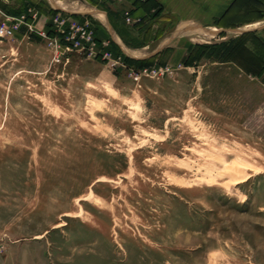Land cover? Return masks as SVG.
<instances>
[{"label":"rangeland","instance_id":"rangeland-1","mask_svg":"<svg viewBox=\"0 0 264 264\" xmlns=\"http://www.w3.org/2000/svg\"><path fill=\"white\" fill-rule=\"evenodd\" d=\"M12 18L60 43L0 38V264H264V0L152 57L178 25L156 0H0Z\"/></svg>","mask_w":264,"mask_h":264},{"label":"crops","instance_id":"crops-1","mask_svg":"<svg viewBox=\"0 0 264 264\" xmlns=\"http://www.w3.org/2000/svg\"><path fill=\"white\" fill-rule=\"evenodd\" d=\"M158 6L164 9V14L166 17L171 19L172 21H176L178 23L175 33L165 42H163L158 49L153 52L154 54L149 55L148 57H152L160 52H162L170 43H172L176 38H189L194 36H205L211 37L203 33L202 31L207 29L205 23V19H216L220 18L223 13L227 10V8L234 2V0H156ZM128 3L123 4V8L125 9ZM71 11H88V16L98 20V22L105 29V32L108 38L117 44L121 51L126 57H129L128 53L133 57H136V60L143 59L139 58L142 55L135 53L133 50H130L123 46L122 43L118 44V39L120 42V38L117 30L111 24V20L109 16L105 12H98L89 9H79L74 8ZM65 15H72L73 13H64ZM93 14V15H92ZM134 15H139L135 13ZM73 16V15H72ZM49 17V16H48ZM48 17H43V19H39L38 21L35 19L31 23L33 25L42 27L44 24L49 22ZM38 22V23H37ZM45 27V26H44ZM37 30V28H35ZM42 29V28H41ZM38 28L39 31H43ZM212 31H217L215 28H211ZM188 33V34H187ZM130 58V57H129Z\"/></svg>","mask_w":264,"mask_h":264},{"label":"built area","instance_id":"built-area-1","mask_svg":"<svg viewBox=\"0 0 264 264\" xmlns=\"http://www.w3.org/2000/svg\"><path fill=\"white\" fill-rule=\"evenodd\" d=\"M128 23L130 22V18L126 20ZM25 25L31 32L38 34L40 37L46 39L51 46L55 48L59 45L60 39H52L47 36L44 32H35L31 29V26L28 25L24 19L17 20L12 18V24L10 26H6L4 24L0 25V38L8 39L14 36L20 24ZM51 31L55 33H59L61 38L68 43V48L81 49L82 51L92 52L94 43V36L92 31L88 28H84L79 26L76 23H69L67 20L62 19L61 17H53ZM117 65V63H114ZM169 72V68H165L158 73L159 77L164 76Z\"/></svg>","mask_w":264,"mask_h":264},{"label":"water","instance_id":"water-1","mask_svg":"<svg viewBox=\"0 0 264 264\" xmlns=\"http://www.w3.org/2000/svg\"><path fill=\"white\" fill-rule=\"evenodd\" d=\"M56 11H59V9H56ZM72 15H76L75 13L74 14H72ZM224 31H222V30H219V31H217V32H214V31H210L209 32V34H212V35H220L221 33H223ZM246 32H249V31H239V33H246Z\"/></svg>","mask_w":264,"mask_h":264},{"label":"trees","instance_id":"trees-1","mask_svg":"<svg viewBox=\"0 0 264 264\" xmlns=\"http://www.w3.org/2000/svg\"><path fill=\"white\" fill-rule=\"evenodd\" d=\"M125 58H127V57L125 56ZM127 60H130V59L127 58ZM134 62H135V61H134ZM140 62H142V61H137V63H140Z\"/></svg>","mask_w":264,"mask_h":264},{"label":"bare ground","instance_id":"bare-ground-1","mask_svg":"<svg viewBox=\"0 0 264 264\" xmlns=\"http://www.w3.org/2000/svg\"><path fill=\"white\" fill-rule=\"evenodd\" d=\"M188 34V33H187Z\"/></svg>","mask_w":264,"mask_h":264}]
</instances>
